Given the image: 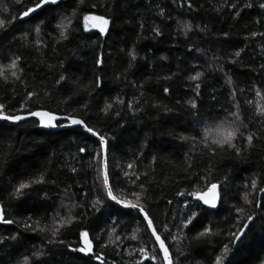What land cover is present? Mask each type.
<instances>
[{
    "label": "trees",
    "instance_id": "16d2710c",
    "mask_svg": "<svg viewBox=\"0 0 264 264\" xmlns=\"http://www.w3.org/2000/svg\"><path fill=\"white\" fill-rule=\"evenodd\" d=\"M188 2L192 3V9L188 8ZM32 3L33 0H24L23 4H17L15 0H0V19L10 20L13 16L17 17L8 27L7 34L0 33V63H7L5 57L22 56L20 66L24 70L22 75L25 81L11 85L0 81V103L5 105L6 114L27 115V110L21 109L20 105L26 102L27 91H36L40 93V97H34L27 102L28 110L43 107L61 116H83L90 126L108 137L109 171L113 173L112 183L117 189V195H125L119 191L120 188L127 189L129 196L131 191H141L130 180L122 178L121 168L130 172L148 173L147 176L142 175L137 183H143L148 188V207L158 226L166 218L171 219L172 211L179 213L185 203L192 201L190 196H177V192L193 189L203 192L210 183H223L227 176L228 184L225 187L229 190L224 194L223 201L218 202L217 209L210 210L216 214L204 219L199 209H193L198 213L193 224L189 226L193 231L188 232L185 229L184 233H180L182 239L172 243L170 250L179 258L181 264H214L217 256L222 257L223 264H228L229 260L231 264H261L264 261V221L259 217L264 215V209L245 205L242 196L245 182H250L253 178H264V138L254 141V147L246 150L243 158H236L234 153L211 158L193 153L190 158L186 154L189 152L191 140L185 142L181 137L202 134L203 129L202 125L190 127L193 117L177 104L178 100L183 102L195 97L200 105V120L202 124L209 126L225 117L224 108L235 111L229 101L230 88L225 84L226 77L216 70L222 64L238 85L237 99L242 104L244 116L254 112L256 104L264 106V95H255L256 89H261L264 94V71L260 68L264 64V37L252 38L250 35L254 31L264 32V19L258 15V8H243L241 0H231V3L241 4L235 10L230 9L224 0H115L113 11L114 0H89V3L99 5L90 14L103 15L110 19L109 31L104 36L97 29L89 28L84 31L81 15L79 21H73V26L79 27L80 31L75 32L69 41L57 46V33L53 25L60 18L62 10L43 12L30 23L21 26L19 14ZM221 4L224 5L223 10L215 11ZM65 6L68 7V4ZM5 8L6 12L3 10ZM161 10L163 15L160 14ZM235 11L241 14L233 19ZM41 19L47 22L40 36L46 47L37 51L31 46L25 47L23 41L14 39L22 31H30ZM258 20L260 23L256 22ZM185 22L201 27L207 25V29L200 31V28L194 27L186 37L179 31ZM153 28H158L162 35L156 36ZM223 32L229 33L227 39L223 37ZM35 38V34H32V39ZM133 46L138 58L135 66L129 70L126 52ZM190 48H199L200 52L189 53ZM241 49V57L234 63L230 62L235 51ZM213 55L220 59H212ZM97 57L104 60L102 69L94 67ZM61 63L63 67L59 66ZM49 65L54 67L50 69ZM195 71L205 73L199 97L192 90L194 82L187 80V76L195 74ZM61 74L68 78L63 87L55 85V80ZM173 74V79H164ZM96 75L103 76L106 88L103 92L96 89L88 96L87 90L92 88ZM73 81L80 84L82 93L76 92ZM140 85L143 87H139ZM165 87L170 89L169 94L163 92ZM239 88L246 91L241 95ZM45 90L49 95H44ZM117 95L134 106L139 101L140 111H136L133 116L125 104L117 106L121 110L119 117L114 114L111 118H104L103 114L97 116L105 100L109 96ZM213 95L216 96L215 101L212 99ZM69 96L71 99L64 103ZM246 100H251L252 105H247ZM86 101L89 103L88 109L81 110L80 104ZM154 103L166 105L173 108V111L165 113L162 108H151L150 105ZM33 121H22L19 126L0 122V165L10 163L9 168L0 166V189H3L0 190V205L4 206L8 218L22 220L32 215L44 220L46 217L47 223L51 225L52 217L58 210L61 215L66 214V210L60 207L62 201L69 202L64 198V188L71 186L69 191L75 193L73 198H81L85 192L92 197L96 195L93 183L100 167L96 158L99 142L91 135L83 134L80 128L46 131L39 129L38 123ZM245 131H255V127L250 126ZM236 143L238 147L241 145L240 140ZM85 144L88 145L91 155L78 153V148ZM128 163L133 164L132 170L127 169ZM188 164H192L190 171ZM72 167L78 171L72 173ZM41 173H46V178L55 180L56 184L34 185L20 200L9 198L12 184L39 179ZM188 176L191 179H187ZM203 176H207V180L201 179ZM134 178L133 176L132 179ZM260 186L264 187V184ZM96 187L99 188V184ZM42 190L49 192L50 199L47 202L40 198ZM249 191L250 200L264 197V193L251 189ZM169 199L173 200L172 205H167ZM109 204L112 206H105L100 211H89L88 215L74 221L72 226L63 231L61 238L72 246H78L79 231L89 230L94 251L103 253L108 264H126L139 256L136 248L142 242L123 239L125 235L130 237L135 233L137 224L133 217L136 213L113 202ZM234 205L243 207L244 211L237 213ZM169 209L172 211H168ZM82 211L83 209L74 210L75 213ZM249 214L256 217L252 231L248 232L243 243L238 242V246L230 245L229 252L224 255L223 246L229 244V231L235 232L242 227ZM179 219L177 215V223ZM237 220L241 223L237 224ZM114 221L117 225L116 234L121 235L123 242H117L119 247L101 248L100 245L109 239L107 233L101 234V229L110 231ZM43 226V223L39 225ZM204 227L212 228L214 234L203 238L201 242H193L189 247V240L184 238L185 234L191 237ZM18 231L21 228L15 224L0 225V236ZM136 234L139 238L140 234ZM24 235L28 239L23 248H9L8 245H14L13 241H8L3 246L5 251L13 252L12 264L21 260L26 251L30 255L33 247H44V251H48L42 244L43 234L26 232ZM97 235H101L100 240L96 239ZM111 239L114 240L115 236ZM147 246L151 247L150 244ZM129 252L133 254L132 257ZM180 252L185 253L188 258L181 256ZM77 255L82 254L57 247L54 254L41 259L50 260L52 264H85L87 258L72 260ZM89 264L99 262L92 260ZM144 264L152 262L145 260Z\"/></svg>",
    "mask_w": 264,
    "mask_h": 264
},
{
    "label": "snow or ice",
    "instance_id": "6c2138e0",
    "mask_svg": "<svg viewBox=\"0 0 264 264\" xmlns=\"http://www.w3.org/2000/svg\"><path fill=\"white\" fill-rule=\"evenodd\" d=\"M17 4H23L24 0H15ZM187 2V0H186ZM224 3L229 6L230 9L235 10L243 5V8H258V15L264 19V0H259L257 3L256 0H241V4L231 3V0H224ZM68 4V7L65 5ZM189 9H192L193 5L191 2L187 3ZM99 5L95 3H89V0H71L69 4V0H33V3L30 7H26L22 13L19 14V20L21 26L24 24L30 23L32 20L36 19L43 12H52L56 9H61L60 18L57 19V22L53 25L54 31L57 33L55 37L56 44L59 46L64 41H69L75 32H79V27L73 26V21H79L82 15V19L84 22V31L89 30V22H92V27L98 29L101 36H104L105 33L109 31V23L110 19L105 18L103 15H92L91 10L94 8H98ZM224 5L221 4L220 7L215 9L217 12H221L223 10ZM69 8L71 10H69ZM5 12L7 9H3ZM107 11V8L105 9ZM113 11H115V0L113 3ZM163 15V10L160 12ZM239 11H235L233 19L240 16ZM17 17L13 16L10 20L0 19V33L7 34L8 27L16 21ZM53 19H56L53 17ZM260 23V21H256ZM47 26V22L43 19L39 20L30 31H22L20 36L14 37V39L21 40L24 42L25 47H33L37 51L46 47L44 41L40 39L41 34L44 31V27ZM200 28V31H205L207 29V25L203 27L199 25H192L191 23L185 22L180 28L179 31L182 32L186 37L190 32L193 31V28ZM141 28H143V24H141ZM152 31L156 36L162 35L161 31L158 28H153ZM32 34H35V39H32ZM223 37L225 39L228 38L229 33L223 32ZM251 37L255 38L257 36L264 37V32H251ZM93 43H96L93 41ZM55 51V49H53ZM121 51H125L121 49ZM192 51L200 52L199 48H190L189 53ZM243 50H237L234 53L233 60L230 61L232 63L235 62L237 58L241 57V52ZM128 60V69H132L135 66V62L137 61L138 55L133 46L132 49L127 50L126 52ZM7 63H0V81H2L5 85H11L15 82L25 83L23 79V68L20 66V62L22 61V56L13 55L11 57H5ZM164 59V57H161ZM212 59L219 60L220 57L213 55ZM104 64V60L102 57H97L94 61V67L101 68ZM63 67L61 63L59 65ZM211 66V65H210ZM53 65H49V68H53ZM261 71H264V64L260 66ZM217 71L223 73L226 77L225 84L230 88L229 101L232 105V108L235 111L224 108L226 115L223 119L219 120L212 126L207 124H202L200 120V105L197 103V99L195 97H190L187 100L181 102L177 101V104H180L182 108L189 112V115L193 117L190 122V127L195 128V126L202 125V134L196 135H184L181 139L185 142L191 140V144L189 147V152L186 154L190 158L193 153H196L200 156H208L209 158L215 157L217 155H223L224 153H228L229 155L235 154L236 158H243L244 152L248 149H252L254 147V141L264 138V106L260 104L255 105L254 112H250L247 116H244V111L242 104L237 99V83L234 81L233 75L225 70L224 65L220 64L216 68ZM175 74L171 76H166L164 79L171 80ZM205 76V73L202 71H195V74L188 75L187 80L189 82H194L193 91H195V96L199 97L201 95V84L202 78ZM68 82V78L61 74L59 78L55 80V85L63 87L64 83ZM75 85L76 92L82 93L83 90L80 88V84L76 81H73ZM136 87V85H133ZM139 87H143L140 85ZM106 88V84L104 82V78L102 75H96L92 81V88L87 90V95L91 96L93 91L98 89L103 92ZM71 91V90H69ZM111 91V90H109ZM246 89L239 88V93L242 95ZM165 94L170 93V89L165 87L163 89ZM44 95H49L47 90L44 91ZM143 95V93H141ZM255 95L257 97H262L261 89L255 90ZM39 98L40 93L36 91H27L25 95V103L20 105L21 109L27 110V115H19V114H6L5 105L0 103V121L10 122L13 125L19 126L20 122H26L28 117H33L35 120L33 123L38 122L39 127L43 129H56L63 127H79L82 129L83 134H90L91 137L97 138L99 144V151L96 152V158L100 162V167L98 170V175L93 183V191L96 192L94 197L90 196L88 192L83 193L81 198H73L75 197V193H70L69 188L70 185L64 188V198L69 201L68 203L61 202V209L66 210L65 215H61L58 210L56 214L52 217L51 225L47 223V218L44 220L35 218L32 215H28L24 217L22 220H17L15 218H8V213L5 211L4 206L0 205V225H17L18 228H21V231L18 232H9V235L0 236V264H12V256L13 252L5 251L3 246L7 244L8 241H13L14 245H8L9 248H23L25 246V241L28 239L25 237L24 233L26 232H38L43 234L42 244L48 248V251H44V247L35 248L30 251V255L26 251L22 254V259L18 260L16 264H52L50 260H42L41 258L46 255L54 254V250L57 247L66 248L71 253L82 254L72 257V260H85V264H89L90 261L95 260L98 261L99 264H108L107 260L104 257L103 253H97L94 251L93 240L90 239V231L89 230H81L79 231V241L78 246H72L68 244L65 239H62V234L65 229H68L73 225L74 221L79 219L80 217L88 215L89 211H100L101 208L112 205L109 202H114L115 205L121 206L123 209H130L136 213V216L133 219L136 221L137 227L135 229V233H133L130 237L125 235L123 239H131L133 241H142L139 243V246L136 248V252H138L139 256L133 258L131 261L126 262V264H144L145 260H149L152 264H181L179 258L175 256L171 252L172 243H176L182 239L180 233H184L185 229L188 232H192L193 229L189 226L193 224L194 219L197 218L198 213L193 211V209H199L200 215L203 216L204 219H207L211 215H215V212H211L210 210L217 209L218 201L222 202L224 199V194L229 190L225 187L228 184V177L225 176L223 183H210V185L206 186V191H198L193 189L191 191H179L176 193L177 196L180 197H188L192 198L191 202H187L184 204V208L176 213L169 209L168 211H172L171 219H165V222L158 226L155 223V218L151 215L150 208L148 207V199L147 192L148 188L143 183H137L141 180V176H147L148 173H138L135 171H125L121 168L122 178L125 180H130V182L135 186L140 188V192L131 191L130 196L127 195V189L120 188L119 191L121 193H125V195H117V189L112 183L113 173L109 171L108 164V153L110 150L108 137L105 134H101L98 132L93 126H90L86 120L81 115L75 114H65L63 116L58 115L56 112H53L50 109H45L40 107L36 110H28L27 102H30L33 98ZM71 99L69 96L64 100V103H68ZM212 99L215 101L216 96L213 95ZM245 103L249 106L252 105L251 100H246ZM129 112L135 116L136 111H140L137 102V105L134 106L131 102H127L121 98L119 95L112 97L109 96L104 105L99 108L97 112V116L103 114L104 118H111L114 114L115 116H121V110L118 109L117 106L125 105ZM186 106V107H185ZM89 107V103L86 101L80 104L81 110H87ZM151 108L161 109L165 113H170L173 111V108H170L166 105H161L159 103H154L150 105ZM78 111V110H77ZM247 121V122H246ZM119 123V121H117ZM251 127H255V131H245ZM87 139V137H86ZM240 140L241 145L238 147L236 141ZM246 141V144L244 143ZM95 143V142H93ZM13 151H15L13 149ZM78 153L80 154H89L91 152L88 148V145L85 144L78 148ZM102 157V159H101ZM155 160V157H153ZM5 168L10 167L9 164L0 165ZM91 167V164H89ZM127 169L132 170L133 164L128 163ZM192 169V164H188V170ZM72 173H76L78 170L75 167L71 169ZM135 177L132 179V177ZM187 179H191V176L186 177ZM14 179V177H13ZM203 180H207V176L201 177ZM119 182V180L117 181ZM51 183L53 185L56 184L55 180H49L46 178V173H41L40 178H33L28 182H20L18 185L12 184V190L8 193L9 198L12 200H20L27 194V190L33 188L34 185H43ZM99 184V188L96 185ZM264 184V178L262 179H251L250 182H245L244 184V193L242 196L243 202L245 205H251L256 208L264 209V197H261L260 200H256L253 198L249 199L250 191H258L260 193H264V187L260 185ZM3 190V189H0ZM42 196L40 197L43 202H47L50 199L49 192L43 191ZM173 200H167V205H172ZM206 206V207H203ZM237 213L243 212V207L233 206ZM75 209H83L82 212L75 213ZM168 211L165 212V216H168ZM125 215L127 213H124ZM177 215H179L180 219L177 223ZM142 217V219H141ZM261 221H264V215L259 217ZM256 217L252 214L247 215L246 222H243V226L239 227L237 231H229V244H225L224 247V255L230 250V245H237L239 243H243L244 238L247 236L248 232L252 231V225L255 224ZM202 222V221H201ZM41 223L44 224L43 227H39ZM241 221L237 220V224H240ZM146 224V227L144 226ZM116 222H113V226L111 230L101 229V234L107 233L109 239L105 240L104 243L100 245L101 248H107L109 246L119 247L117 242H123L121 235L116 234ZM175 229V231H173ZM247 230V231H246ZM140 234L138 238L137 234ZM150 233V236L148 235ZM213 229L210 227H204L202 231L196 232L191 237H188L185 234L184 238L189 240V247L193 245V242H201L203 238L213 235ZM115 236V239H111L112 236ZM144 237H147V240H144ZM97 240L101 239V235L96 236ZM150 244L151 247L147 245ZM179 251V249H177ZM130 257L133 256L131 252L128 253ZM181 256H184L185 259L188 256L180 252ZM7 258V259H6ZM214 264H223L222 257L217 256ZM228 264H231V260L228 261ZM261 264H264V261H261Z\"/></svg>",
    "mask_w": 264,
    "mask_h": 264
},
{
    "label": "water",
    "instance_id": "95a60500",
    "mask_svg": "<svg viewBox=\"0 0 264 264\" xmlns=\"http://www.w3.org/2000/svg\"><path fill=\"white\" fill-rule=\"evenodd\" d=\"M27 120H35V118H33V117H28V119ZM0 122H4V121H0ZM5 123H9V124H11L10 122H5ZM38 123V122H37ZM38 128L39 129H41V130H46V131H58V130H67V129H74V128H79V127H76V126H73V127H63V128H56V129H43V128H41V127H39V125H38ZM88 135H90V134H88ZM95 138V137H94ZM97 139V138H96ZM219 202V201H218ZM114 203V202H113ZM204 207H206V206H204ZM215 210V209H214ZM2 226H9V225H2Z\"/></svg>",
    "mask_w": 264,
    "mask_h": 264
},
{
    "label": "rangeland",
    "instance_id": "374dc122",
    "mask_svg": "<svg viewBox=\"0 0 264 264\" xmlns=\"http://www.w3.org/2000/svg\"><path fill=\"white\" fill-rule=\"evenodd\" d=\"M89 28L91 29V30H93V29H96V28H94V27H92V22L90 21L89 22ZM98 30V29H97ZM96 139V138H95ZM97 140V139H96ZM98 141V140H97Z\"/></svg>",
    "mask_w": 264,
    "mask_h": 264
}]
</instances>
